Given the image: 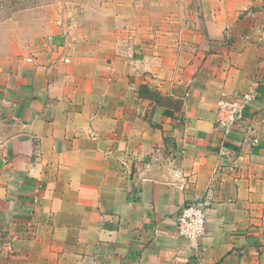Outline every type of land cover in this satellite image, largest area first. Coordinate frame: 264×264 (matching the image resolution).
I'll list each match as a JSON object with an SVG mask.
<instances>
[{
	"label": "crops",
	"instance_id": "obj_1",
	"mask_svg": "<svg viewBox=\"0 0 264 264\" xmlns=\"http://www.w3.org/2000/svg\"><path fill=\"white\" fill-rule=\"evenodd\" d=\"M100 16L0 48V264H264V0ZM249 89L225 134L217 103Z\"/></svg>",
	"mask_w": 264,
	"mask_h": 264
},
{
	"label": "rangeland",
	"instance_id": "obj_2",
	"mask_svg": "<svg viewBox=\"0 0 264 264\" xmlns=\"http://www.w3.org/2000/svg\"><path fill=\"white\" fill-rule=\"evenodd\" d=\"M144 0H0V48L50 36L74 22H100L110 3L135 6ZM173 3L174 0H162ZM158 2V0H157ZM91 23V24H92Z\"/></svg>",
	"mask_w": 264,
	"mask_h": 264
},
{
	"label": "built area",
	"instance_id": "obj_3",
	"mask_svg": "<svg viewBox=\"0 0 264 264\" xmlns=\"http://www.w3.org/2000/svg\"><path fill=\"white\" fill-rule=\"evenodd\" d=\"M255 96V91L249 89L235 97L219 100L216 106L217 127L228 134L232 126L244 120ZM206 216L207 203L203 198L186 203L176 218L175 229L177 234L187 240L196 241L205 233Z\"/></svg>",
	"mask_w": 264,
	"mask_h": 264
},
{
	"label": "trees",
	"instance_id": "obj_4",
	"mask_svg": "<svg viewBox=\"0 0 264 264\" xmlns=\"http://www.w3.org/2000/svg\"><path fill=\"white\" fill-rule=\"evenodd\" d=\"M155 98H156V99H158V98H159V96H155ZM165 114H167V113H165Z\"/></svg>",
	"mask_w": 264,
	"mask_h": 264
}]
</instances>
